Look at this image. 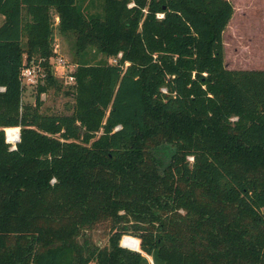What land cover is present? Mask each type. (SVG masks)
<instances>
[{
	"label": "trees",
	"instance_id": "obj_1",
	"mask_svg": "<svg viewBox=\"0 0 264 264\" xmlns=\"http://www.w3.org/2000/svg\"><path fill=\"white\" fill-rule=\"evenodd\" d=\"M233 14L228 0H0V264H264V70L224 64ZM54 15L72 103L42 113L63 89Z\"/></svg>",
	"mask_w": 264,
	"mask_h": 264
},
{
	"label": "rangeland",
	"instance_id": "obj_2",
	"mask_svg": "<svg viewBox=\"0 0 264 264\" xmlns=\"http://www.w3.org/2000/svg\"><path fill=\"white\" fill-rule=\"evenodd\" d=\"M228 1L234 7V14L223 33L224 64L230 70H264V0ZM53 17V48L56 46L57 57L63 58L70 66L72 65L71 42L56 33L58 18L55 15ZM35 70L37 71L36 66ZM53 73L55 78L63 84V89L59 92L50 90L49 93L41 95L42 113H62L70 108L72 103L63 94L69 85L66 77L63 76L64 73L60 69H54V67ZM37 80L38 75L35 77V84L24 86L23 105L34 103ZM189 159L191 160V158ZM93 237L98 244H104L98 235H93Z\"/></svg>",
	"mask_w": 264,
	"mask_h": 264
},
{
	"label": "built area",
	"instance_id": "obj_3",
	"mask_svg": "<svg viewBox=\"0 0 264 264\" xmlns=\"http://www.w3.org/2000/svg\"><path fill=\"white\" fill-rule=\"evenodd\" d=\"M56 46L53 48L54 52H55V57L52 59L51 63H52V67H54V69H60V71L63 74L64 77H66V80L68 81V84H72L74 82V78L71 75V72L74 69V65H70L68 66V63L65 62V60H63V58L61 57H57V53L55 50ZM32 65V64H31ZM25 66L22 71H21V81H22V85L23 86H27V85H33L35 84V77L39 74V69L37 68V71L35 70V66ZM70 69V70H67ZM0 91H3V88H0ZM17 131V136L14 139L9 140L8 136L6 134V130H5V138H6V142L10 145V148L13 149L15 148L16 143L19 141V137H20V133H19V128H16Z\"/></svg>",
	"mask_w": 264,
	"mask_h": 264
},
{
	"label": "crops",
	"instance_id": "obj_4",
	"mask_svg": "<svg viewBox=\"0 0 264 264\" xmlns=\"http://www.w3.org/2000/svg\"><path fill=\"white\" fill-rule=\"evenodd\" d=\"M0 18H1V19H0V24H1V22H2V20H3V17H2V16H0ZM230 21H231V20H230Z\"/></svg>",
	"mask_w": 264,
	"mask_h": 264
}]
</instances>
